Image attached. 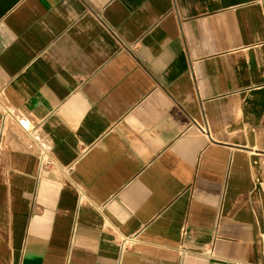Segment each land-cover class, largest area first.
Masks as SVG:
<instances>
[{
    "label": "crops",
    "instance_id": "crops-1",
    "mask_svg": "<svg viewBox=\"0 0 264 264\" xmlns=\"http://www.w3.org/2000/svg\"><path fill=\"white\" fill-rule=\"evenodd\" d=\"M0 264H264V0H0Z\"/></svg>",
    "mask_w": 264,
    "mask_h": 264
}]
</instances>
